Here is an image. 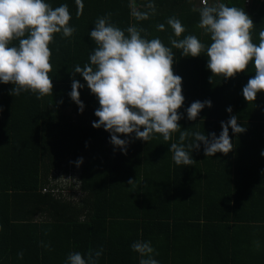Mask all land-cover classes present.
<instances>
[{"label":"trees","instance_id":"16d2710c","mask_svg":"<svg viewBox=\"0 0 264 264\" xmlns=\"http://www.w3.org/2000/svg\"><path fill=\"white\" fill-rule=\"evenodd\" d=\"M44 2L53 9L66 4L69 26L76 31L71 37L53 34L48 45L52 94L10 95L14 85L0 82V264H67L70 253L87 257L100 249L96 264H139L140 254L131 249L136 241L150 242L159 264H264V92L253 102L242 95L255 76L254 62L231 78L211 73L206 48L212 41L199 27L203 6L195 0H82L79 17L75 0ZM218 3L244 9L258 45L264 1L208 0ZM106 14L126 36L135 26L142 38H159L166 47L170 38L188 35L206 46L196 57L173 49L172 70L182 78L184 96L178 124L181 131L218 137L221 122L237 115L246 131L234 134L229 128L232 151L206 157L201 144L191 152L192 165L178 166L169 149L180 143L179 131L168 141L158 133L149 141L118 134L129 141L124 153L110 142L109 131L92 127L98 99L72 70L89 63L96 47L89 33ZM170 17L184 26L180 37L167 24ZM18 43L14 39L9 46ZM73 79L84 85L78 89L82 112L69 96ZM197 100H210L212 106L189 120L186 110ZM193 142L191 136L183 141L186 150ZM81 157V199L42 191L55 189L53 168L67 170V159L75 166Z\"/></svg>","mask_w":264,"mask_h":264},{"label":"clouds","instance_id":"9594fccd","mask_svg":"<svg viewBox=\"0 0 264 264\" xmlns=\"http://www.w3.org/2000/svg\"><path fill=\"white\" fill-rule=\"evenodd\" d=\"M75 3L79 17L83 14L84 4L82 0H75ZM109 15L97 18L89 33L96 44L88 58L89 63L83 67L75 65L72 70L73 75L83 77L98 99L100 107L94 112L98 120L92 123V127H103L109 131L110 142L124 153L129 141L119 138L118 134L134 133L136 139L149 141L153 134L158 133L168 141L172 133L179 131L180 143H172L169 149L178 166L192 165L191 152L199 150L201 144L206 157L217 152L226 155L232 151L229 128L234 134L246 131L238 124L237 115H230L227 122H221L218 137L214 132L206 136L199 131H181L178 124L182 115L177 110L184 96L182 78L174 75L172 70L173 49L181 50L183 56L196 57L205 51L206 46L196 36L188 35L179 40L170 38L171 47H166L159 38L150 41L142 38V29L138 30L135 26L127 28L126 36L123 30L109 22ZM70 19L66 4L53 9L44 0H0V82L14 85L10 95L32 92L37 99H41L52 94L53 84L48 75L52 70L49 62L52 53L48 45L55 33H62L63 37L73 35L76 29L69 26ZM167 24L176 37L185 32L176 17L168 18ZM253 26L252 19L243 8L229 7L224 3L209 5L208 0H203L199 27L210 34L212 41L206 48L207 68L213 75H223L227 79L243 72L253 61L255 76L242 89V95L248 102L255 101L257 93L264 92V31L259 34V44H254L250 33ZM164 27L160 24L158 30L163 31ZM14 39L19 41L18 46H9ZM82 87L84 85L73 79L69 93L80 112L84 104L79 99L78 89ZM211 106L210 100H197L187 108V118L195 120L203 108ZM226 111L232 113L231 106ZM189 136L194 138V142L187 145L190 151L183 143ZM261 156H264V151ZM67 162L72 164L71 159ZM82 162L83 158H78L74 167H80ZM62 171L66 170L62 167ZM79 179L80 168L78 182ZM74 191L75 185L69 195H74ZM131 249L140 254L139 264H159L154 259V254L158 253L150 242H133ZM102 252L103 249L89 252L87 257L79 252L70 253L67 264H96ZM17 255L23 258L22 252Z\"/></svg>","mask_w":264,"mask_h":264},{"label":"rangeland","instance_id":"374dc122","mask_svg":"<svg viewBox=\"0 0 264 264\" xmlns=\"http://www.w3.org/2000/svg\"><path fill=\"white\" fill-rule=\"evenodd\" d=\"M79 168L80 167H76L74 170L69 172L57 169L52 170L51 176L55 182L54 190L57 191L61 197H68L70 191L73 190V185H75L74 196L69 195V197H73V200H79L83 197L84 192L81 190L78 182ZM69 186H71L70 189L68 188Z\"/></svg>","mask_w":264,"mask_h":264},{"label":"built area","instance_id":"2783aa9c","mask_svg":"<svg viewBox=\"0 0 264 264\" xmlns=\"http://www.w3.org/2000/svg\"><path fill=\"white\" fill-rule=\"evenodd\" d=\"M196 1V3L199 5V6H203V0H195ZM252 0H244V3L246 4V5H249L250 4V2H251ZM258 1H264V0H258ZM76 167H74L71 163H69V162H67V170L66 171H64V172H69V171H71V170H74ZM57 170H60V171H62V166L60 167V168H56ZM42 191L43 192H51V193H54V194H57L58 192L57 191H55L54 189H46V188H42ZM73 191V190H72ZM69 196V195H68Z\"/></svg>","mask_w":264,"mask_h":264},{"label":"crops","instance_id":"0c3cea01","mask_svg":"<svg viewBox=\"0 0 264 264\" xmlns=\"http://www.w3.org/2000/svg\"><path fill=\"white\" fill-rule=\"evenodd\" d=\"M74 196V195H73ZM72 200H73V197H72ZM36 219H37V217H36Z\"/></svg>","mask_w":264,"mask_h":264}]
</instances>
